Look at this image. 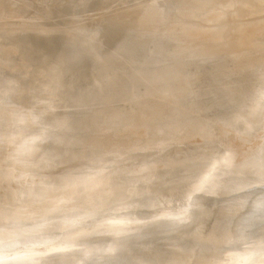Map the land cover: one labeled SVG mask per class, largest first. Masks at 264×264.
I'll return each instance as SVG.
<instances>
[{
    "label": "rangeland",
    "instance_id": "rangeland-1",
    "mask_svg": "<svg viewBox=\"0 0 264 264\" xmlns=\"http://www.w3.org/2000/svg\"><path fill=\"white\" fill-rule=\"evenodd\" d=\"M139 1L81 0L80 6H89L90 11L67 14L62 12L67 0H0L2 44L11 31L24 37L61 31L89 40L87 49L77 48V53L99 51L93 46L99 33L87 35L85 28L125 14L124 27L113 34L110 56L115 55L113 48L124 47L128 60L120 67L129 74L161 64L175 46V37L198 43L219 37L213 49L223 61L230 59L222 76L213 78L215 66L209 65L201 69L194 85L187 87L171 85L160 77L146 94L141 88L131 90L124 98L118 96L123 101L112 104L99 100L104 77L117 78L113 75L116 68L108 61L95 57L93 67L72 71L58 56L48 58L52 89L43 86L35 90L39 97L33 100L35 108L40 104L45 107L34 115L26 110L36 124L21 139L16 152L21 146L29 152L40 141L39 152L28 160L35 164L46 157L49 164L24 168L10 179L0 164V258L45 256L55 251L51 247L57 242L51 245V238L76 236L78 244L89 242L71 264H164L165 260L168 264H264V0ZM107 69L114 72L109 75ZM83 74H87L89 92L81 87L71 93ZM33 79L32 74L22 78L25 83ZM17 91L10 93L8 107V67L1 68L0 126L8 109L21 118L28 104L32 106L27 109L33 107L30 98L34 96L24 103L27 107L19 109V104L15 108L21 100ZM214 92L211 105L204 107L207 104L202 105L198 97ZM223 93L230 96L226 104L213 107ZM56 94L66 99L65 107L56 108ZM236 103L241 104L237 116L226 121L224 113ZM156 104L159 107L154 108ZM114 109L120 111L117 121L121 124L107 119ZM99 113L105 120L94 126L91 118ZM128 114L136 119L127 120ZM249 114L257 115L253 122H249ZM72 117L77 119L74 125L69 121ZM3 158L0 151V161ZM82 166H100L101 170H94L95 191L69 180L58 184ZM194 176L200 177L198 181ZM108 178L111 180L105 182ZM32 181L35 185L29 183ZM107 192L116 203L119 196L124 197L120 200L125 202V210L116 221L108 225L84 219L83 214L93 209L109 211L102 200ZM80 199L86 200L87 208H81ZM5 205L11 209L7 217L2 211ZM35 221L38 224H32ZM86 224L89 227H81ZM61 249L67 252L73 246Z\"/></svg>",
    "mask_w": 264,
    "mask_h": 264
},
{
    "label": "bare ground",
    "instance_id": "bare-ground-1",
    "mask_svg": "<svg viewBox=\"0 0 264 264\" xmlns=\"http://www.w3.org/2000/svg\"><path fill=\"white\" fill-rule=\"evenodd\" d=\"M16 1L19 3L20 0H15V2ZM58 1H62V0H58ZM142 1H144V0H140L139 2L141 3ZM67 2H68V6H66V9H64L62 11L64 13H67V14L76 13V12H82L83 13L85 10L86 11L87 10L90 11V9H88L89 6L88 7H84V6L81 7L80 6L81 5V3H80L81 0H67ZM177 2L181 4L182 1L178 0ZM10 4L13 5L12 3H10ZM177 5L179 6V4H177ZM137 9H138V7H136L134 9V11L137 10ZM8 10H11V9L8 8ZM167 10L169 11V9H167ZM91 11H95V10H91ZM49 12H51L52 14H56L57 13V11H54V10H50ZM15 13H17V12H15ZM126 16L127 15H125V14L124 15L109 16L108 18H106V20L104 22L95 21V24H94V22H92V24L87 26L85 28L87 35H93L94 31H97V33H99V39L96 42L97 44H93L92 43L93 46L95 45V47H96L95 49H97V50L99 49V51L93 50V51H91L89 53H77L75 51V49H77V48L78 49H83V48L87 49L85 47L88 46L89 43H90L88 39L85 40L84 38H79V37H76L75 35H70L69 33H66V32L64 33V32L59 31V32H54L52 34L43 35V36H38V35H36L34 33H28V36L26 35L24 37V36H21V35H19L18 33L14 32V31H11L12 34H10V33L8 34V41L6 43H4V44H2L0 42V70L3 67L4 68L8 67V107H9V105L11 103L10 99L12 98L10 93L12 91H14V90H18L17 93L19 94V97L21 96L20 97L21 100L18 101V104H16L15 108L18 107L17 105L21 104V105H19V109L20 108L23 109V108H25L27 106L28 107L32 106V105L28 104V102L30 100H32L31 103L33 104V102H34L33 100H34V98H36L35 96H37L36 95L37 93H35L36 89H39V88H41L43 86L45 88L49 89V90L52 89L51 85H50L51 80L47 76L48 66H47L46 60L48 58H53L55 56H58L59 59H62V63L61 64L62 65L66 64L69 67V69L72 70V71H78V70H81V69H84V68L89 69V68L93 67L95 65V62H96L95 61L96 60L95 57H101L102 59L108 61L112 65V67L114 66V69L116 68L115 69L116 73H114L113 75L116 74L115 77H117V78L113 79V78L110 77V79H113V80L107 79L106 71H105L104 74H105L106 77H104V80H103V92L101 93L100 98H99V100H101V101L109 102V103H112V104H116V103H119V102L123 101L122 98H119V100H118V96H122V97L124 96L125 97L128 93H130L131 90L138 91V89L141 88V89L144 90V93L146 94V92L148 90L152 89L153 86L158 83L159 80H157V79H159L160 77H161L160 80L165 78L166 82H168L171 85H174V86L175 85H179V86H182V87H183V85H185V87H187L186 85H188L190 83H193V85H194V82L199 78L201 69L203 67H205V66H209V65L215 66L214 67L215 68V72H214V74L212 76L213 78L216 77V76H222L227 71L226 69H227L228 65L230 64L229 63L230 59H228L227 61H223L219 57V54L215 53L216 52L215 49H213V47L217 43V40L219 39V37L213 38L214 40L211 39V40H209L207 42H204V43H198L196 41H191L188 38H177V37H175V40H174L175 46L172 48V50L166 56H164L165 59H164V61H162L161 64L156 65V66H154V65L144 66V67L138 69L136 72H134L132 74H129V72H126L125 70H121L120 63H122V61H124V60H128V56H127L128 52L126 51V49L124 47H122V48L121 47H119V48L115 47V48H113V51H115V55H114V57H111L110 56V52H111L110 48H112V45L114 44L113 42H115V37L113 36V34H115L117 29H122V27H124V24L126 22ZM166 16H167V14H166ZM130 32H131V30H130ZM47 33H51V32H47ZM0 40H1V37H0ZM156 55H157V53H156ZM114 69H113V71L107 69V70H109V75H110V73L112 74L114 72ZM25 74L34 75V79L31 80L29 83L23 82L22 78H23V76ZM109 75H108V77H109ZM35 76H37V78H35ZM40 77H42V78L45 77V78H44L43 81H39ZM178 79H179V84H176L178 82L177 81ZM181 79H184V80L181 82L180 81ZM186 81H188V82H186ZM81 87H87L86 89H88V90L86 92H89L90 86H88L87 74H83L78 79L77 83L71 87V91L70 92L73 93V94H76ZM209 88H215V86H213L212 84H209ZM57 95L58 94H56V96ZM140 95H144V94L141 92ZM32 96H34L33 99L30 98ZM215 96H216L215 92L212 94V96L211 95H205V94L201 93L200 96L198 97V99H199V101H200V103L202 105H206L207 104L204 107H208V106L211 105V100L214 99ZM28 97L30 98L29 101H28ZM58 97H59V99H58L59 103L56 104V108L65 107L66 99H63L62 95H58ZM228 98H230V96H228V94H226V93H223L222 95H220L219 99H217L216 102H214L213 107H219V106L222 107L223 104H226ZM37 99H39V97ZM120 99H122V100L120 101ZM40 101L44 105H47L48 102H49V101L47 102L46 100H43L42 98H40ZM24 103L25 104L27 103L28 105L25 106ZM14 104L15 103H12V105H14ZM20 106H22V107H20ZM44 107L45 106H42V104H40L39 106H36V108H35V105L33 104V107L30 108V110L26 108V109H24V111H25V113L27 112L26 110H28L29 112H32V113L34 112L33 113V115H34L36 112H38V110H41ZM155 107L156 108L159 107L158 104L154 105V108ZM234 107L232 108L231 111L229 110L227 113H224L223 118L226 121L231 120V119H233V118H235L237 116L236 113L239 112V110L241 108V104L240 103H238V104L236 103L234 105ZM8 112H11L13 115L15 113V112H12L9 109H8ZM29 112H27V113H29ZM119 112L120 111L114 109L112 111V113L107 117V119L109 121H111L112 123H114V124H121V123H119L117 121L119 119V117H120ZM25 113L23 112V115H25ZM257 113H260V111L258 110ZM23 115L21 116V118H18L16 115H14V116H16L18 118V120H20L22 122L24 120V116ZM33 115H32V117H33ZM127 116L129 117V118H127V120H135L136 119L135 116H133L134 119L131 117L132 115L130 116L128 114ZM256 116L257 115L248 116L249 122H251V121L253 122L256 119L255 118ZM121 119H123V117ZM102 120H105V118L102 116L101 113H99V114H97V115H95V116H93L91 118V123H92V125L96 126V124L99 121H102ZM124 120H126V118H124ZM33 121L36 124V121L34 119H33ZM69 121L71 123H73V125H74V124H76L77 119L72 117V118L69 119ZM35 124H30V125H24L23 123L20 124L21 131L23 133V137L25 135H27L34 128ZM20 143H22V141ZM27 149H28V147L27 148H25L24 146L19 147L18 151L16 152V158L19 159V160L28 161V159H29L28 157L34 155V154H32L34 147L33 148L32 147L29 148V149H31V151H29V152H27L28 151ZM157 161L158 160H156L155 162H157ZM203 165H205V164H203ZM97 167L100 168V166H82L79 169H76V170H74V171H72V172H70L68 174V175L72 176L73 179L72 178L68 179V175H67L62 180L58 181V184H60L61 182L63 183L64 181H68L69 180L70 182L73 183L72 185H76L77 187H84V188L87 189V191H93V190L95 191L96 187L93 185V182H94V180L96 178V176L94 174V170H95V168L98 169V170H101V169H99ZM23 169H24V167H21L19 169L14 167L8 173V179L15 178L16 177L15 176L16 173L18 171L23 170ZM244 171H245V169H244ZM208 174L209 173H207V175ZM201 175L202 174H200V176ZM195 176H197V174ZM195 179L198 181V179L196 177H195ZM30 180H34V179L32 178ZM36 180L38 182L42 183L41 179H39V180L36 179ZM110 180L111 179L108 178L107 181H105V182H108ZM251 182H253V183L255 182L256 183V181H251ZM29 183H32V185H35L33 183H36V181H32V182H29ZM47 185L49 186V184H47ZM113 189L111 188V190H113ZM116 189H118V188H115V190ZM80 191H81V188H80ZM29 192L33 193L34 191L31 189V190H29ZM112 196H115V195L112 193ZM8 198H9V196H8ZM110 198H111V192H109V193L107 192V194H105V196L102 199L103 203H105V206H108V208H107L109 210L108 212L105 213V212H103L101 210H100L101 212H95L94 209H93L92 212L84 213L83 214V218L86 219V220H89V221L90 220H92V221L97 220L98 221L97 223H101V224L102 223L103 224L106 223L108 225L113 223V222H115L116 221L115 217L117 215H119L121 210H125L124 209L125 202L123 203L120 200V199H122L124 197L123 196H119L118 199H117L118 203H116L115 199H113V198L110 199ZM123 200L124 199H122V201ZM13 201H14V199H13ZM21 203H22V201H21ZM120 203L121 204L123 203V205L121 206ZM22 209H25V207L22 208ZM221 209L223 210L224 208H221ZM32 210H34V209H32ZM97 210H99V209H97ZM27 214H28V212H27ZM24 215H25V213H24ZM28 217H29V215H28ZM50 219H48V220H50ZM65 220L68 221V220H72V219H68L66 217ZM77 220H79V219H77ZM81 220L82 219H80V221ZM179 221H180V223L181 222L183 223L182 220H179ZM35 222L32 223V224H34V225L38 224V221H35ZM40 222H43V219ZM76 223H77V221H76ZM48 224H46V225H48ZM66 224H68V223H66ZM78 224L79 223H77L76 225H78ZM37 226H39V225H37ZM42 226H45V225L42 224ZM50 226H52V224ZM29 227H31V226H29ZM69 227H70V225H69ZM45 228H47V227H45ZM63 228H65V227H63ZM13 229L14 228H12V230ZM37 229L39 230L38 227H37ZM58 230H59V228H58ZM60 230H59V232H60ZM39 231H42V230H39ZM63 231H64V233L67 232L65 230H63ZM26 232H28V231H26ZM61 233H62V231H61ZM8 235H9V233H8ZM235 239H237V238H235ZM76 240H77L76 236L63 237V238H59V239L51 238L50 241H49L50 243L53 242L55 244L57 242V244H59V243H60V245L62 244L63 247H61V246L56 244L58 246V248H57V246L54 245V246H56V248H57L56 249L54 246L51 247V245H53V243H52L50 245V247L55 250V251H53V250L50 251L52 253H50L48 255H45V256H39V257L38 256H36V257L31 256V257H29L27 259H24V260L20 259V260H16V261L18 262V264H36V260H37V258H39L40 264H71V263H73V261H75V259H77V255L80 253V251L89 242V241H82L81 244H78V243H76ZM62 241H64V242L66 241L68 244L65 243L63 245V243H61ZM68 246H73V249L71 251H67V252L64 251L63 249H61V248H66ZM203 248H205V245L203 246ZM177 254H178V252H177ZM177 254H175L174 257H176ZM40 257L42 259H40ZM253 257H252V259H254ZM250 261H248V262H250ZM163 263L164 264H168V261L165 260V261H163Z\"/></svg>",
    "mask_w": 264,
    "mask_h": 264
},
{
    "label": "clouds",
    "instance_id": "clouds-1",
    "mask_svg": "<svg viewBox=\"0 0 264 264\" xmlns=\"http://www.w3.org/2000/svg\"><path fill=\"white\" fill-rule=\"evenodd\" d=\"M21 123L24 125L35 124L33 119L27 113H25L24 120L21 122L11 112H6L3 124L0 126V151H3L4 153V158L2 161H0V164L3 166L5 176H7L14 167L17 169L21 167L40 168L41 165L47 167L49 164V161L46 159V157H41L40 161L35 164L31 163L30 160L25 161L16 158V149L23 138V133L20 127ZM39 143L40 141H37L32 154L39 152L40 149L37 146ZM78 203L80 204L81 208L88 207V204L84 199L78 201ZM2 211L4 216L7 217L11 209L5 205ZM81 227H89V225H81ZM0 264H18V262L16 260L0 258ZM36 264H40L39 258H37Z\"/></svg>",
    "mask_w": 264,
    "mask_h": 264
}]
</instances>
